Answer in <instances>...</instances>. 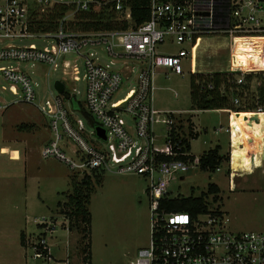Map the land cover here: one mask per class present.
Listing matches in <instances>:
<instances>
[{"label": "built area", "instance_id": "obj_1", "mask_svg": "<svg viewBox=\"0 0 264 264\" xmlns=\"http://www.w3.org/2000/svg\"><path fill=\"white\" fill-rule=\"evenodd\" d=\"M59 7L64 10L53 20L54 28L36 27ZM147 8V19L135 23L131 0H0V62L8 63L0 64L7 83L1 89L10 94L8 100L0 96V110L19 103L37 107L48 118L50 133L42 157L60 160L80 179L105 170L145 177L149 241L129 264H264L263 230L232 231L216 211L192 215L166 208L165 201L180 197L173 193L174 181L196 165L194 132H182L177 116L183 111L157 108L153 95L157 67L182 74L190 54L195 72L194 47L206 36L228 40L235 84H246L250 70H264V0H148ZM100 10L113 14L110 20L118 27L80 25L91 20L81 14ZM22 39L46 43H9ZM167 40L182 46L160 54L157 45ZM28 63L60 69L63 91L38 89L22 68ZM123 80L129 86L115 99ZM79 81L84 82L82 99L73 85ZM232 101L239 103L238 96ZM255 112H264V105ZM37 222L51 225L44 218ZM44 241L40 237L33 244L34 256L51 259Z\"/></svg>", "mask_w": 264, "mask_h": 264}, {"label": "rangeland", "instance_id": "obj_2", "mask_svg": "<svg viewBox=\"0 0 264 264\" xmlns=\"http://www.w3.org/2000/svg\"><path fill=\"white\" fill-rule=\"evenodd\" d=\"M204 41L195 56V68L200 71L195 72H231L228 40L221 36H206ZM31 42L37 45L46 43L42 39L13 40L9 43L21 45ZM262 45L260 49L264 50L263 41ZM181 46L182 44L167 40L157 45V51L160 54L177 52ZM108 60L109 57H106L103 61ZM0 64L8 63L1 61ZM191 66L189 54L183 60L182 74L159 66L153 76L155 106L159 109L185 111L177 116L182 132H189L191 135L194 131L197 133L191 140V152L197 160L196 165L183 175L182 180L174 181L173 193L195 197L206 192L208 184L215 183L219 186V192H206L208 210L220 212L223 223L232 231H264V166L255 168L249 174L251 167L248 165L251 148L256 141L241 128H237L236 138L240 149H247L242 155L245 156V162L235 163L232 167L236 188L229 186L231 147L228 133L224 130L228 122L227 114L191 109ZM22 68L30 73L33 81L37 82L38 89L44 92H49V86L55 91L54 81L62 79L61 70L55 71L48 65L28 63L22 64ZM262 72L263 69L245 73V76L252 75L246 84L248 88L245 84L239 85L236 94L239 103L228 101L227 106L238 109L256 105L258 87L264 84ZM3 85L6 86L7 83L0 72V96L8 100L10 94L2 91ZM73 85L81 91L77 98L82 99L84 82H75ZM128 86L129 82L123 80L113 98L123 97ZM239 117L255 131L263 129L264 120L259 115L249 117L242 113ZM21 124L24 127L21 128ZM47 127L48 118L35 106L19 103L0 110V148L5 146L10 149L9 152L0 153V248H7L8 243L9 246L19 247L21 229L25 236V247L17 253L13 249L14 254L3 252L5 255H2L0 264H18L15 257H18L19 262L21 259L27 261V264H129L137 251L149 241L151 202L147 194V180L134 173H118L113 170L101 172L102 183L96 185L88 205L92 232L90 247V238L86 232H81L79 228H73L69 232L67 221H64V212L68 210L65 201L71 191V180H79L81 176L60 160L42 157L41 147L50 137ZM217 144L223 147L220 150L223 159L219 167L215 170L202 169L199 157ZM259 145V160L263 161L264 146ZM253 148L252 151L255 152L256 148ZM18 152L19 161H12L11 154L13 158H17ZM238 168L244 170L246 175L236 177ZM42 218L50 220L51 225L38 223ZM2 234L13 236V240L6 242L1 238ZM40 237L49 246L51 259L43 254L44 257L34 256L33 244ZM85 247L89 253L87 261L83 260L82 248Z\"/></svg>", "mask_w": 264, "mask_h": 264}, {"label": "trees", "instance_id": "obj_3", "mask_svg": "<svg viewBox=\"0 0 264 264\" xmlns=\"http://www.w3.org/2000/svg\"><path fill=\"white\" fill-rule=\"evenodd\" d=\"M148 0H131V8L133 14V20L135 23H141L148 17ZM62 10L64 8L55 9L54 13L50 14L48 17L50 21L38 23L36 27L52 29L55 27L54 19L60 17ZM113 16L110 13L105 12V10L93 11L91 13L81 14L82 18L87 19L86 22L81 23L84 27L93 26L95 28L102 29H114L118 27V24L110 18ZM107 19V20H105ZM127 25V24H126ZM125 24L122 25L124 27ZM204 38H200L198 43L195 45L194 49V69L195 71H200L195 68L196 55L201 46L204 45ZM245 48H248L247 46ZM235 57V55L233 56ZM234 59V58H233ZM235 60V59H234ZM264 73V72H262ZM190 102L192 110H206V109H221L227 108L237 112L252 111L255 110L258 105H264V84L258 87V102L256 105L233 109L228 105V101L233 103V98L238 94V86L244 84L234 83V73L233 72H210L208 74H203L199 72H190ZM252 75L248 74L245 76L246 84L251 80ZM212 83L213 87L211 89L202 88L203 83ZM245 84V85H246ZM248 88V85H246ZM231 89V90H230ZM20 127H24L23 124ZM195 135L194 137H196ZM189 146V144H188ZM181 157V156H180ZM193 159V155L189 156ZM223 159L220 153V146L216 145L214 148L207 150L199 157V165L204 170H215L219 167ZM263 161H258L255 168L262 167ZM253 169V171H254ZM102 173L99 171H93L91 175H84L81 179L76 178L71 180V191L67 194V199L65 204L68 210L64 212V218L68 221V229L71 231L73 228H79L81 232H86V235L90 238L91 247V213L89 211L88 205L90 203L91 195L96 189V185L102 183ZM207 193H218L219 186L215 183L208 184ZM206 192L199 196H180L172 200L165 201V206L168 210L175 211H188L192 215H196L199 212H205L208 210L207 203L205 201ZM64 203V202H63ZM215 214H220V212H215ZM25 236L21 233V241L24 244ZM87 247L82 248L83 260L87 261L89 253H87ZM91 256V250H90Z\"/></svg>", "mask_w": 264, "mask_h": 264}, {"label": "crops", "instance_id": "obj_4", "mask_svg": "<svg viewBox=\"0 0 264 264\" xmlns=\"http://www.w3.org/2000/svg\"><path fill=\"white\" fill-rule=\"evenodd\" d=\"M176 93V92H175ZM175 93H174V95H175ZM176 95H177V93H176ZM175 95V96H176ZM199 110V109H198ZM202 109H200V111H201ZM206 110H214V111H218V112H222V113H225V114H227V118H228V122H227V126L224 128L223 127V125L221 126V128L223 129L224 128V130H225V132H227L228 133V139H229V147H231L230 148V153H231V155H230V164H231V172H230V179H231V185L233 186V188H236V181H235V177H234V174H233V169H232V167H233V165L236 163H241V162H245V156H242V155H244V152H245V150L247 149V147H246V149H244V148H242V149H240L241 148V146H239V141H238V139L236 138L237 137V128H241L244 132H246L245 130H244V128H242V127H240V126H236V125H232V127H231V125H230V122H231V116L233 117V112L234 111H230V110H228L227 108H221V109H206ZM176 111H183V110H176ZM184 113V111L182 112V114ZM239 113V114H238ZM236 114H238V115H240V114H242V113H240V112H237L236 111ZM245 114L247 115V116H249V117H251V116H254V115H260V116H262V117H264V113L263 114H260V113H254V112H251V113H248V112H245ZM192 119V118H191ZM241 120H243L242 118H241ZM193 122V121H192ZM194 123V122H193ZM232 123H233V121H232ZM195 125V124H194ZM229 127V129H227ZM220 128V129H221ZM219 129V130H220ZM232 129V131H233V134L231 135V133H229L230 132V130ZM247 133V132H246ZM230 134V135H229ZM195 135H197V133H196V131H194V136ZM195 138V137H194ZM193 138V139H194ZM256 141V140H255ZM217 145H220V144H217ZM253 147H255L256 148V150H255V152H253L252 150L254 149ZM253 147L251 148V154H250V162H249V167H251V169H250V173L249 174H251L252 172H253V169H254V167L256 166V163H258V161H259V154H260V145H259V143L256 141L255 142V145H253ZM236 149V150H235ZM17 150V149H16ZM220 150H223V147H220ZM18 151V150H17ZM0 153H2L1 152V148H0ZM3 154V153H2ZM236 156V162L234 161V157ZM12 158V161H19V152H18V156H17V158H13V157H11ZM239 169V168H238ZM238 169H236V172H235V174H236V177L238 176V177H240V176H244V175H246L245 174V172H244V170H240L239 169V171H238ZM66 219L64 218V221H65ZM67 221V220H66ZM67 225H68V221H67ZM67 228H68V226H67ZM69 230V229H68ZM27 231V230H26ZM69 232H70V230H69ZM21 233H23L24 234V230H20V232H19V241H20V246L18 247H14V245H12V246H9V243L8 244H6L8 247L7 248H5V247H1L0 248V261L2 262V255L4 254V253H7V252H9V253H11V254H14V252H12V250L13 249H16V253L17 252H19L20 251V249L22 250V248H24L25 247V243L23 244L22 243V241H21ZM92 233V232H91ZM1 238L2 239H5L6 240V242L7 241H10V240H13V236H10V235H7V236H5L4 234H2L1 235ZM5 242V243H6ZM4 252V253H3ZM5 255V254H4ZM4 255H3V257H4ZM9 255V254H8ZM14 259H17L16 260V262H18V264H27V261H23L22 259H21V262H19V259H18V257H15ZM0 262V263H1ZM12 264H17V263H12ZM47 264V263H46ZM48 264H51V263H48Z\"/></svg>", "mask_w": 264, "mask_h": 264}, {"label": "bare ground", "instance_id": "obj_5", "mask_svg": "<svg viewBox=\"0 0 264 264\" xmlns=\"http://www.w3.org/2000/svg\"><path fill=\"white\" fill-rule=\"evenodd\" d=\"M245 112H248V113L254 112V113H256L255 111H244L242 113L245 114ZM263 113L264 112H262L260 114H263ZM232 114H233V117L231 116V122H230L231 127H232V125H236V126H240V127L244 128V130L249 135H251L259 144L264 146V126H263V129L261 131H255L253 128H251L248 125H246L243 120H241V118L238 115L239 113L236 114V111H234ZM260 117L263 118V120H264V117H262V116H260ZM232 121H233V123H232ZM230 133H231V135L233 134L232 129L230 130ZM9 151H10V149H8L7 147H5V146L1 147V152L2 153H6V152H9ZM15 151H17V150H15ZM11 157H12V154H11ZM263 166H264V157H263V165H262V167Z\"/></svg>", "mask_w": 264, "mask_h": 264}, {"label": "water", "instance_id": "obj_6", "mask_svg": "<svg viewBox=\"0 0 264 264\" xmlns=\"http://www.w3.org/2000/svg\"><path fill=\"white\" fill-rule=\"evenodd\" d=\"M54 88L58 91V92H62L64 89V84L62 81H60L59 79H56L54 81ZM100 131V130H99ZM102 133V132H101Z\"/></svg>", "mask_w": 264, "mask_h": 264}]
</instances>
